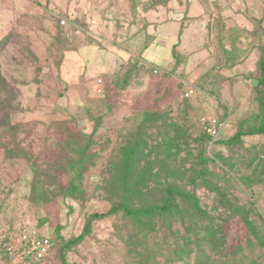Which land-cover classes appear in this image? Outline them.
<instances>
[{"label":"rangeland","instance_id":"obj_1","mask_svg":"<svg viewBox=\"0 0 264 264\" xmlns=\"http://www.w3.org/2000/svg\"><path fill=\"white\" fill-rule=\"evenodd\" d=\"M0 39L11 97L8 132L0 137V228L25 225L51 236L55 249L45 264H141L147 223L125 213L94 220L80 242L65 243L92 213L121 200L155 206L166 186L191 188L199 150L209 159L195 189L199 204L210 208L227 198L264 223V134L231 141L260 122L255 84L264 0L1 1ZM133 59L137 69L121 88ZM183 80L196 86L194 95L183 96ZM207 114L222 124L212 144L200 122ZM139 128L132 153L128 144ZM91 134L90 156L72 170L77 157L55 141ZM124 185L130 193L122 196ZM228 213L221 222L233 235L205 264H226L225 251L237 243L244 247L238 255L247 253L244 223ZM176 229L157 240L163 253ZM246 255L264 264V249Z\"/></svg>","mask_w":264,"mask_h":264},{"label":"trees","instance_id":"obj_2","mask_svg":"<svg viewBox=\"0 0 264 264\" xmlns=\"http://www.w3.org/2000/svg\"><path fill=\"white\" fill-rule=\"evenodd\" d=\"M56 22L57 26L61 27L62 24H59L60 21ZM60 34L61 31H58L57 37H59ZM5 42V39H0V52L2 47L5 45ZM137 63V59H133L132 62L128 63V67L123 74V82L120 84L121 88H124L127 85L132 70L137 69ZM257 72L258 74L256 77L255 87L258 94L260 109V114L258 115V119L260 121L259 125L249 131H238V133L233 135L231 141H238L241 136L244 135L264 134V46H261L260 48V55L257 61ZM8 87L9 83L0 72V137L8 132L7 118L10 109L9 106L11 105V97L10 94L7 93ZM8 91L10 92L11 90ZM98 124L99 119L96 120L94 127H97ZM140 128L137 131V136L133 142L128 144V147L131 145L130 149L132 150V153L135 152L140 144L138 139L141 136ZM204 137L208 140V137L205 134ZM72 138L73 137H69V140L68 138H61L55 141V144L61 147L60 150L62 152L70 151L74 157H77L73 163L69 164L70 167L67 164L65 165V168L68 166L73 170L75 166H82L85 158L90 156L88 151L93 139L92 134L87 136L85 139ZM28 158L29 157H27V159ZM131 159L132 158H130L129 163H131ZM208 160V158H204L202 156L199 150L195 157V164L200 167H198L197 171H194L187 177V182L191 186L188 190L168 185L163 190V201L155 206L132 208L126 203L127 200H121L120 203L113 205L105 212L92 213L85 222L81 233L67 241L65 245L71 246L72 244L80 242L90 232V228L94 220L101 219L112 213L120 212L129 215L140 223H147L146 227L143 228L144 230H142L143 239L146 240L143 247L144 249H147V251L145 255L142 254L141 264H149L146 262L147 259H153V263L157 264V259L155 260V258L157 257L156 253L158 252H161V255L164 257L162 264H205L207 260L211 258L212 252L218 248L223 249L228 243L229 236L233 235V232H231L233 230H225V227L221 222L224 220L223 216L226 217L227 214L229 215L228 212H230V214H239V217L244 223V228L247 231L245 237L246 241L244 243L247 245L246 249H248L246 254L252 253L254 247L264 249V223L262 222L258 224L250 219L247 215L248 209H246V206L238 205L237 203L232 204L227 198L222 200H217L216 198L210 208L199 204L195 189L198 186V180H200V178L205 176L208 172V169L203 165ZM125 167V174L130 175V166L126 163ZM80 175L81 172H78L77 176L80 177ZM130 187L131 186L127 187L125 185L122 187V196L130 193ZM208 187L212 189L216 188L213 185ZM219 206L221 209H219ZM148 218H150V221L153 220V223L148 224V222H143V219L148 221ZM177 220L180 221L178 222ZM158 221L161 222V225L156 224ZM173 225H177V229L176 231L172 230L171 243H169L166 248L168 250L164 249L166 251L163 253V250L159 248L158 244L160 243L158 241L165 238V229H171ZM179 226L183 231L181 233H179ZM242 244L243 243H237L234 249H231V251H225L224 256L228 257L226 264H257V262L253 261L255 259L250 258L251 255H238L239 250L244 248ZM191 256L195 260V262L193 261L194 263L191 261Z\"/></svg>","mask_w":264,"mask_h":264},{"label":"built area","instance_id":"obj_3","mask_svg":"<svg viewBox=\"0 0 264 264\" xmlns=\"http://www.w3.org/2000/svg\"><path fill=\"white\" fill-rule=\"evenodd\" d=\"M9 1V0H0ZM65 23L64 19L60 20ZM152 72L157 73L153 68ZM183 82V96L190 97L196 93V86L192 83ZM101 84V79H96ZM202 132L212 144L222 137V124L210 114L200 118ZM55 249V241L47 234L42 233L36 227L25 225L0 228V264H45Z\"/></svg>","mask_w":264,"mask_h":264},{"label":"crops","instance_id":"obj_4","mask_svg":"<svg viewBox=\"0 0 264 264\" xmlns=\"http://www.w3.org/2000/svg\"><path fill=\"white\" fill-rule=\"evenodd\" d=\"M0 2H1V1H0ZM140 59L143 60V61H146V60H147L146 58H143V57L140 58ZM147 62H148V61H147ZM152 65H153V64H152Z\"/></svg>","mask_w":264,"mask_h":264}]
</instances>
